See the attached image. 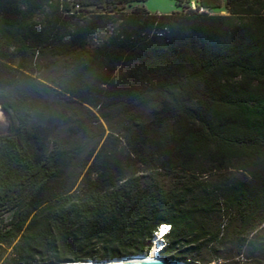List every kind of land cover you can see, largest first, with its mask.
<instances>
[{"label": "trees", "instance_id": "1", "mask_svg": "<svg viewBox=\"0 0 264 264\" xmlns=\"http://www.w3.org/2000/svg\"><path fill=\"white\" fill-rule=\"evenodd\" d=\"M146 1L0 0L5 264H264V0Z\"/></svg>", "mask_w": 264, "mask_h": 264}, {"label": "rangeland", "instance_id": "2", "mask_svg": "<svg viewBox=\"0 0 264 264\" xmlns=\"http://www.w3.org/2000/svg\"><path fill=\"white\" fill-rule=\"evenodd\" d=\"M143 7L149 11L150 13H157V14H170L176 11H180V9L175 5V3L171 0H147L144 4ZM127 11L130 10V8L126 9ZM111 29H104L102 31H98L95 36L93 37L91 43L92 45H95L99 42L104 41V39L109 35ZM59 66L54 68V57L51 55H48L47 57H42L40 60H38V63L36 65V72L34 73V76H37L39 78L43 79V82L46 80H50V78H54V69L61 70L62 68V63L58 62L57 63ZM46 65V66H45ZM42 81V80H40ZM99 123L102 126L103 129H106V124L102 119L99 118ZM7 124V119L2 112H0V133L5 131V127ZM8 221V220H7ZM167 225V224H166ZM224 234L226 235V231H224ZM224 235V236H225ZM230 239V240H229ZM226 242L230 244H235L237 242L235 239H232L230 237V230H227V235L226 238L223 240V244ZM228 244H226L227 246ZM226 247H223L219 252L222 254V256H228L229 254L227 253L228 251L226 250ZM218 252V253H219ZM11 253V248L2 245L0 246V264H5L8 260L9 254ZM161 257L165 258V256L160 255ZM168 260V258H165ZM90 261H105V260H100V259H86ZM174 260V259H171ZM76 260L74 259H65L61 263L65 262H74ZM84 261V260H82ZM185 264H191L189 261L182 260ZM233 262H237L238 264H250L249 261H247L244 257L243 258H236L232 260ZM188 262V263H187ZM45 264H54L53 262L45 263ZM216 264V263H213Z\"/></svg>", "mask_w": 264, "mask_h": 264}, {"label": "water", "instance_id": "3", "mask_svg": "<svg viewBox=\"0 0 264 264\" xmlns=\"http://www.w3.org/2000/svg\"><path fill=\"white\" fill-rule=\"evenodd\" d=\"M0 112L1 108H0ZM3 114V112H2ZM7 128V124L5 129ZM125 257L122 258H114V259H110V260H105L104 263L103 262H98V261H94V264H185L182 260H166L165 258L161 257L159 259H155V260H137V261H133V262H125L124 259ZM92 261L89 260H84V261H74V262H65V264L67 263H73V264H91ZM57 264H63V263H57Z\"/></svg>", "mask_w": 264, "mask_h": 264}, {"label": "bare ground", "instance_id": "4", "mask_svg": "<svg viewBox=\"0 0 264 264\" xmlns=\"http://www.w3.org/2000/svg\"><path fill=\"white\" fill-rule=\"evenodd\" d=\"M163 229H166L165 227H163L160 231V233H158L157 235H155V238L154 240L151 242V246H150V249L148 251V254L147 255H136V256H127L125 257L124 261L125 262H133V261H137V260H155V259H159L160 258V255L158 254V250H159V247H158V242L160 241V236L162 235H165L166 231L162 233V230ZM90 261V260H89ZM100 262V261H98ZM104 263V261H101ZM95 262L92 261L91 264H94ZM65 264V263H63ZM67 264H73V263H67Z\"/></svg>", "mask_w": 264, "mask_h": 264}, {"label": "clouds", "instance_id": "5", "mask_svg": "<svg viewBox=\"0 0 264 264\" xmlns=\"http://www.w3.org/2000/svg\"><path fill=\"white\" fill-rule=\"evenodd\" d=\"M160 229V227H159ZM158 229V231L155 233V235H157L158 233H160V230ZM168 233V232H167ZM167 233H165V235H167ZM165 235H162L160 236V241L158 242V247H159V250H158V254L162 251V247H163V242H162V238L165 236ZM160 255V254H159Z\"/></svg>", "mask_w": 264, "mask_h": 264}, {"label": "built area", "instance_id": "6", "mask_svg": "<svg viewBox=\"0 0 264 264\" xmlns=\"http://www.w3.org/2000/svg\"><path fill=\"white\" fill-rule=\"evenodd\" d=\"M192 8H194L193 4H192ZM163 227L166 228V233L169 232L170 226H168V225H161L159 230L161 231V229H162Z\"/></svg>", "mask_w": 264, "mask_h": 264}, {"label": "snow or ice", "instance_id": "7", "mask_svg": "<svg viewBox=\"0 0 264 264\" xmlns=\"http://www.w3.org/2000/svg\"><path fill=\"white\" fill-rule=\"evenodd\" d=\"M164 231H166V229H163L161 234H163Z\"/></svg>", "mask_w": 264, "mask_h": 264}, {"label": "crops", "instance_id": "8", "mask_svg": "<svg viewBox=\"0 0 264 264\" xmlns=\"http://www.w3.org/2000/svg\"><path fill=\"white\" fill-rule=\"evenodd\" d=\"M192 2H193V0H192Z\"/></svg>", "mask_w": 264, "mask_h": 264}]
</instances>
